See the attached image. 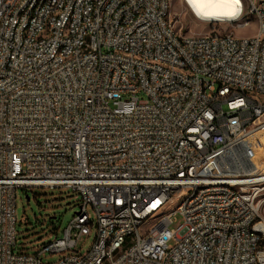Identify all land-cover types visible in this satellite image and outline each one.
I'll list each match as a JSON object with an SVG mask.
<instances>
[{"label":"built area","instance_id":"1","mask_svg":"<svg viewBox=\"0 0 264 264\" xmlns=\"http://www.w3.org/2000/svg\"><path fill=\"white\" fill-rule=\"evenodd\" d=\"M171 1L0 0V264H264V0L251 38L187 36ZM32 188L80 199L33 255Z\"/></svg>","mask_w":264,"mask_h":264},{"label":"rangeland","instance_id":"2","mask_svg":"<svg viewBox=\"0 0 264 264\" xmlns=\"http://www.w3.org/2000/svg\"><path fill=\"white\" fill-rule=\"evenodd\" d=\"M248 10L242 21L247 20ZM171 16L175 19L176 27L183 29L187 36L205 34H228L238 38H251L258 34L260 26L255 20L250 19V25L246 28L237 27L238 23L209 24L199 22L184 5L182 0L171 1ZM141 99L145 97L140 96ZM29 197V199H27ZM79 197L68 189H42L32 188L19 190L17 195V250L25 247L28 254H36L37 249L44 243H48L55 237H62L64 230L78 212ZM91 221H95L91 211ZM260 220L264 223V193L260 197ZM183 219L176 218L171 229L177 228ZM96 227H93L90 237L82 239L78 243V249L82 254L91 250L96 241ZM63 255L52 256L47 254L43 262L53 263L60 260Z\"/></svg>","mask_w":264,"mask_h":264},{"label":"bare ground","instance_id":"3","mask_svg":"<svg viewBox=\"0 0 264 264\" xmlns=\"http://www.w3.org/2000/svg\"><path fill=\"white\" fill-rule=\"evenodd\" d=\"M196 20L203 23L238 22L243 12L242 0H182ZM264 229V223L262 224Z\"/></svg>","mask_w":264,"mask_h":264},{"label":"water","instance_id":"4","mask_svg":"<svg viewBox=\"0 0 264 264\" xmlns=\"http://www.w3.org/2000/svg\"><path fill=\"white\" fill-rule=\"evenodd\" d=\"M27 199H29V197H27Z\"/></svg>","mask_w":264,"mask_h":264}]
</instances>
